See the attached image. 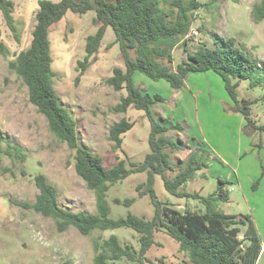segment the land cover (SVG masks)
I'll use <instances>...</instances> for the list:
<instances>
[{"label":"rangeland","instance_id":"obj_1","mask_svg":"<svg viewBox=\"0 0 264 264\" xmlns=\"http://www.w3.org/2000/svg\"><path fill=\"white\" fill-rule=\"evenodd\" d=\"M12 1L16 33L9 29L0 13V42L9 51L8 56L0 55V135L3 137L0 141V264H93L97 248L111 236L138 252L139 235L131 229L95 230L89 236L81 235L73 227L59 232L54 219L20 206L36 201L40 194L36 177L43 175L57 189L61 207L72 212H97L95 194L76 173L75 151L50 131L47 118L31 104L27 87L10 69V62L30 47L40 0ZM170 1L161 0L162 8L169 11ZM262 1L200 0L202 7L194 13L191 26V32L198 35L193 33L186 39L187 46L181 43L174 49L173 69L187 60L186 49L195 52L202 43L214 48L217 38L234 39L237 46L259 61L264 82V21L256 23L252 13L254 6ZM95 18V11L84 15L69 11L52 28L53 69L57 73L54 86L63 106L77 122L80 145L99 156L105 168H112L120 159L128 167L141 164L150 152V122L141 110L130 108L126 114L113 111L126 90L116 91L106 83L115 68L125 70L112 28L107 29L100 51L83 74L79 67L86 57V40L98 29ZM131 56L134 58L135 53ZM134 80L143 92L165 98V102L153 107L159 120L165 117L184 127L183 132L166 134L180 146L179 150L166 149L176 168L168 176L174 179L189 156L202 150L208 158V167L198 171L181 190L204 197L221 189L229 192L231 214L249 216L264 243V132L252 130L241 113L224 104L230 98L223 80L213 73L192 74L186 84L194 97L188 100L183 99V91L172 89L165 80L154 81L140 72ZM238 97L240 101L253 102L252 118L258 127L264 126V83L252 87L250 81H242ZM123 118L134 123V127L123 135L122 149L116 151L109 138L110 129ZM146 179V173L134 174L111 188L107 197L111 218L119 219L130 213L147 220L154 217L151 198H141L137 191ZM155 187L159 200L168 208L181 213L205 210L199 200L170 195L160 176L156 177ZM116 199L136 201L126 207L116 204ZM219 209L226 210L225 204ZM245 231L243 228L241 238ZM147 258L150 262L145 264H191L165 230L156 234V244ZM114 264L137 263L123 259ZM258 264H264V256Z\"/></svg>","mask_w":264,"mask_h":264},{"label":"trees","instance_id":"obj_2","mask_svg":"<svg viewBox=\"0 0 264 264\" xmlns=\"http://www.w3.org/2000/svg\"><path fill=\"white\" fill-rule=\"evenodd\" d=\"M14 6L12 0H0V13L9 29L16 33ZM170 6L169 11L163 9L161 0L39 1L30 47L22 51L9 66L27 87L31 104L47 118L50 131L75 151L76 173L86 183L88 190L95 194L97 212H72L61 207L57 189L43 175L36 177V185L40 191L36 201L20 206L45 218L54 219L58 223L59 232L73 227L81 235L89 236L95 230L131 229L139 235L138 252L130 245L123 246L118 237L111 236L97 248L93 264H114L123 259L137 264L150 262L147 254L156 244V234L163 230L178 243L179 250L187 255L191 264H257L262 244L250 217L228 215L219 209L221 204L229 202V192L221 189L204 197L181 190L195 178L198 171L208 167V158L203 155L202 150L189 156L174 179L168 176L176 168L166 149L179 150L180 146L166 134L169 131L183 132L184 127L170 119L159 120L155 116L153 107L165 102V98L143 92L137 87L134 76L140 72L154 81L165 80L172 89L180 91L186 87L187 79L192 74H216L223 80L232 102L230 110L241 113L252 130L264 132V126L258 127L252 118L253 102L240 101L238 97L242 81H250L252 87L263 85L260 63L237 46L234 39L217 38L214 48L202 43L195 52L186 49L187 60L173 69V51L181 43L187 46L186 39L191 32L194 13L202 5L200 0H171ZM69 11L78 15L96 12L94 22L98 29L86 40V57L79 62L82 74L100 51L107 29L112 28L115 33L114 44L119 46L125 70L115 68L106 83L116 91L126 90V95L114 107V112L126 114L130 108H134L144 111L149 119L150 152L141 164H131L128 167L126 161L120 159L115 166L107 169L99 156L79 143L77 122L70 110L63 106L54 86L57 73L53 69L50 41L52 28ZM252 13L256 23L264 21V1L255 5ZM132 52L135 53L134 58L131 56ZM8 54L7 47L0 42V55ZM133 127L134 123L126 118L111 127L109 138L116 151L122 149L123 135ZM2 140L0 135V141ZM10 148L19 151L16 147ZM141 173H146L147 179L138 185L137 191L141 198H151L155 208L154 217L147 220L130 213L119 219L111 218V207L107 200L109 191L131 175ZM157 176L161 177L170 195L199 200L205 207L204 212L181 213L168 208L158 198L155 187ZM135 201L136 199H116L115 203L131 207ZM243 228L246 231L241 238Z\"/></svg>","mask_w":264,"mask_h":264},{"label":"crops","instance_id":"obj_3","mask_svg":"<svg viewBox=\"0 0 264 264\" xmlns=\"http://www.w3.org/2000/svg\"><path fill=\"white\" fill-rule=\"evenodd\" d=\"M191 76V75H190ZM189 76V77H190ZM188 77V78H189ZM188 85L186 84V87L183 89V90H181V91H183L184 92V96H183V99L184 100H188V99H191L192 97H194L193 95V93H192V91L190 90V89H188V87H187ZM224 104L230 109L231 107H232V102H231V100L230 99H226V101H224ZM156 106V105H155ZM154 110V109H153ZM164 119H168V118H165L164 117ZM230 201V200H229ZM229 203H225V208H226V210H222V212H224L225 214H228V215H232L231 214V212H230V210L228 209L229 207ZM261 244H262V252H261V255H260V257H259V260H258V262H257V264L258 263H260L261 262V258L264 256V243L263 242H261Z\"/></svg>","mask_w":264,"mask_h":264},{"label":"built area","instance_id":"obj_4","mask_svg":"<svg viewBox=\"0 0 264 264\" xmlns=\"http://www.w3.org/2000/svg\"><path fill=\"white\" fill-rule=\"evenodd\" d=\"M193 33H194L195 35H198V32H190V34L187 36V38L190 37Z\"/></svg>","mask_w":264,"mask_h":264}]
</instances>
